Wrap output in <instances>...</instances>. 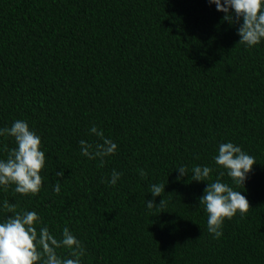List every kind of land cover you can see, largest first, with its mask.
<instances>
[{
	"label": "trees",
	"instance_id": "1",
	"mask_svg": "<svg viewBox=\"0 0 264 264\" xmlns=\"http://www.w3.org/2000/svg\"><path fill=\"white\" fill-rule=\"evenodd\" d=\"M222 17L208 0H0V127L26 120L46 157L36 195L0 188V220L35 211L57 239L68 227L82 264H264V43L245 48ZM93 124L118 145L102 165L79 151L102 142ZM227 141L257 163L237 189L249 210L213 239L191 169L217 179ZM13 147L0 137V158ZM152 183L165 203L149 210Z\"/></svg>",
	"mask_w": 264,
	"mask_h": 264
},
{
	"label": "clouds",
	"instance_id": "2",
	"mask_svg": "<svg viewBox=\"0 0 264 264\" xmlns=\"http://www.w3.org/2000/svg\"><path fill=\"white\" fill-rule=\"evenodd\" d=\"M208 3L223 13V21L238 25L239 44L251 49L264 43V0H208ZM88 131L102 142L93 145L80 140V154L88 159L99 158L102 165L105 157L117 151L118 145L105 137L103 130L95 124ZM0 137H10L15 143V147L7 150L6 158H0V188L14 185L16 193L36 195L42 187L41 170L46 159L41 137L23 119L13 120L11 126L0 127ZM213 161L216 168L221 170L219 177L226 175L230 183L219 177L211 180L213 167L209 165H194L190 179L206 182L203 195L199 197V206L207 215V232L213 239H219L223 236L225 220H231L237 214L243 217L249 210L246 196L237 189L243 187L257 162L254 156L231 141L219 144ZM176 171L178 181L188 175L184 165H180ZM55 175L63 177L64 172L61 170ZM121 176L122 173L113 169L107 183L114 186ZM52 190L60 193L59 180L53 184ZM164 192V184L152 183L150 193L153 199L145 201L146 208L151 210L164 205L165 200L161 195ZM157 196L163 197L159 205L155 204ZM2 207L11 206L4 201ZM39 223L37 212L27 210L0 220V264H82L81 258L85 256L86 249L68 227L62 230L61 238L57 239L47 226L38 229ZM59 248L68 250L69 255H58Z\"/></svg>",
	"mask_w": 264,
	"mask_h": 264
}]
</instances>
